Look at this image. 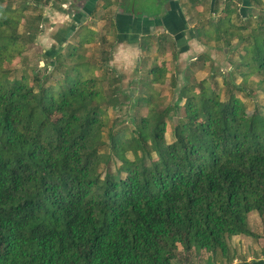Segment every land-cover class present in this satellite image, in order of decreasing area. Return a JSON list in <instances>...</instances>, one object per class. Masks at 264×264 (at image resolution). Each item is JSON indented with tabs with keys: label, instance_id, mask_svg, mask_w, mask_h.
I'll return each instance as SVG.
<instances>
[{
	"label": "trees",
	"instance_id": "trees-1",
	"mask_svg": "<svg viewBox=\"0 0 264 264\" xmlns=\"http://www.w3.org/2000/svg\"><path fill=\"white\" fill-rule=\"evenodd\" d=\"M227 1L217 24L195 34L227 45L239 37L244 54L235 69L245 83L259 75L264 93V16L248 17ZM37 2L0 0V264H174L179 247L220 253L232 264V238L258 239L249 216L264 218V115L237 95L246 89L225 78L220 89L213 75L194 83L186 76L177 103L162 108L154 86L165 85L168 62L153 63L137 80L147 92L136 99L107 64L108 95V77L85 75L87 63L67 65V57H79L71 46L73 53L47 61L42 77L17 79L11 65L42 25L39 15L20 32ZM234 14L247 35L234 28ZM95 35H78L80 46ZM120 95L138 109L129 138L126 130L114 133L108 116ZM114 159L116 173L108 169Z\"/></svg>",
	"mask_w": 264,
	"mask_h": 264
},
{
	"label": "rangeland",
	"instance_id": "rangeland-1",
	"mask_svg": "<svg viewBox=\"0 0 264 264\" xmlns=\"http://www.w3.org/2000/svg\"><path fill=\"white\" fill-rule=\"evenodd\" d=\"M10 1L13 2L14 7L22 6L25 2L28 1L38 4L37 0ZM38 1L41 5L39 6V9H37L35 6L27 9L26 15L29 19H26V22L23 21L20 32L22 34L26 33L33 18L39 15L43 17V20L41 22L42 25L39 32L35 33L36 37L34 41L29 44L24 57L22 59L16 60L11 65L14 76L17 79H20L22 75L25 74L33 78L36 72H38L41 77L43 76L47 61L48 63H53L51 61L52 57L48 58V60L46 61L45 50L50 48L53 34H55L56 31L59 30V39H63V41H65V38L68 36L67 39L71 43L70 45L72 47V50H76V54L81 56L79 61L77 58H72L71 61L68 59V63L65 60L67 65L70 67L76 62L87 63V68H81V71L85 75H94L103 79L105 76L108 77L107 82L103 83L102 86L106 89V93L108 95H111L112 89L111 87H109L111 75L108 72L107 64L110 63V59L113 57V54L115 52L114 43L120 42V39L118 40L117 36L113 34V22H111V20L113 21L114 17L113 11L103 8L96 9L92 16L93 21L89 22L88 25L90 27L100 29V31H98L99 34L97 33L99 36H96L97 42L92 44L91 46H76L75 48L72 43L76 40L79 33L72 35V32L70 33V28L71 21H73L72 16L77 12L83 11L82 6L79 5V3L81 2H78L76 0ZM167 1L169 0H122V3L124 2L122 7L124 10L130 11V9H132L134 4L136 3V10L134 9L136 12L135 15L140 20L141 17L143 20L145 18L156 20L162 16L163 12L169 10ZM194 1L196 4L191 3V8H194H190V12H194L195 16L191 18L190 23L194 25L195 28L193 30L196 33L200 32V29H203L204 32H206L207 30L209 31L211 29V24H217L218 20L224 14L222 11L225 10L226 4L228 3L227 0H217L216 7L214 8V1ZM231 5L233 6V8L234 6L238 7V9L247 8L246 15L248 17L251 15H257L258 17L264 16V0H260L259 4L252 3L248 7H245L240 0H234V2L233 0H231ZM239 13L241 12L237 10V14ZM237 14H234L233 16V22H236L234 28L237 30H241L243 36L247 35L250 32V28H248V30H243L245 23L242 20H237ZM78 24H80V22H78L77 25L74 26L76 27L78 26ZM252 25H254V22ZM51 26H53L54 28L56 27V30H51ZM82 31L86 32L87 27H82ZM162 35L155 36V39L161 42L163 47V44L165 43V50L167 53H173V46L172 44H170L171 40H169L167 36H165V34ZM199 40L201 45H197L195 47L192 46L190 50L191 55L197 53H200L199 56H203V54H209L208 56H210L209 59L212 63H204V61L200 59V61L194 63L196 64V68H193L194 70L192 72L191 70H187L186 75L184 74V77L182 71L185 69L186 65L188 66V64H190L189 61H187V57L185 58L186 61H178L177 63H175V71L174 64L173 66H171L170 63L171 61H175V57L171 55L167 57V53L164 54L161 51L157 52L158 54L161 53L162 55H159L158 60L155 63L168 60L169 68L171 69V74L168 76L165 85L154 86L155 91L157 93H160L158 102H160L161 107L164 108L168 105L172 106L177 103L180 93L178 92V89L181 87V85L184 84L186 78L185 76H189L190 80L194 83L195 81H202L205 79H208L209 82H211V76L213 75L215 76V83L219 85L220 89H224V78L226 80L234 82L238 86H243L246 89V94L238 93L237 95L239 97H242L250 112L257 107L264 115V93L262 87L259 85L261 77L259 75H253L245 83L243 82V77L240 72H237L235 69L236 65H239L240 63V57L244 54V51L241 48L242 44L239 41V37L231 39L229 45H227V42H208L205 36L202 38L200 37ZM61 45L62 43L59 42L58 46L61 47ZM195 48L196 52L194 51ZM60 50L64 51L65 55H68L70 52L73 53V51L68 48L63 50V48L61 47ZM188 57L190 56L188 55ZM148 64L152 65L153 63ZM149 65L145 69L143 65H138L137 68H133L132 66L133 70L132 72H127L128 76H121L122 87L128 92V94L133 97V99L142 97V93L144 94L147 92L145 88L138 86L137 80H139L140 78V80H143L147 76V73L149 71L148 69L151 67ZM52 67H49V73ZM115 71L117 74L121 75L119 70L116 69ZM137 71L139 75L138 77L136 76ZM244 71L247 72V70ZM139 72H142V74H139ZM174 73L176 74V76ZM61 75L62 71H60V73H57L55 77L59 78ZM219 91L223 96V99H225L227 91ZM119 102L121 103L119 106L110 107L108 109V116L112 119V121L110 122L111 124L113 123L114 133H125L126 130L127 137L129 138V133L134 129V127L133 124L128 121V119L130 118V115L132 113H136L138 109L132 108L129 104V101L125 99L124 95H120ZM183 103L184 102L180 104L181 108L183 107ZM146 112L147 109H144L142 111V113L144 114H146ZM178 120V117H175L174 119L168 121V132L166 134L167 143H172L174 141L173 130ZM104 136L107 140V130H105ZM127 156L129 159L134 161L135 157L133 156V154H128ZM120 166L121 162L118 159H114L110 163L108 169L110 172L116 173L117 168H119ZM249 226L257 235H259V238L253 239L247 236L232 238V240L230 241L231 250L235 253L234 257L236 258V260L232 264H249L253 263L254 260H264V218H261L257 213H252L249 216ZM174 264H227V261L222 258L220 253H218L216 256H213L207 252H199L197 250H192L191 252L187 253L183 250L182 247H179L177 259L175 260Z\"/></svg>",
	"mask_w": 264,
	"mask_h": 264
},
{
	"label": "crops",
	"instance_id": "crops-1",
	"mask_svg": "<svg viewBox=\"0 0 264 264\" xmlns=\"http://www.w3.org/2000/svg\"><path fill=\"white\" fill-rule=\"evenodd\" d=\"M76 1L81 2L79 3V5L82 6L83 11L77 12L72 16L73 21H71V28H70V33L72 32L71 33L72 35L79 33L78 35L81 36L84 35L87 31H91L97 34L98 31H100V29H96L88 25L89 22L93 21L92 16L96 11V9L103 8L113 11L114 17H113V21L111 20V22H113L112 24L114 30L113 34L117 36L118 40L120 39V42L114 43L115 52L113 54V57L110 59L111 64L110 63L109 64L113 70L116 69L119 70L121 74V75L118 74L119 76H123V77L128 76L127 72H132L133 70L132 66L133 68L134 67L137 68L138 65L140 66L143 65L145 69L149 65L148 63L151 64L155 63L158 60L159 55H162L161 53L158 54L157 53L158 51H161L164 54H166L167 52L165 50L166 49L165 43L163 44L164 45L163 47L162 43L155 39V36H160L162 34H165V36H167V38L171 40L170 44H172L173 46L172 49L173 53H167V57L170 55L175 57V61L170 62L171 66H173L174 64L175 71H176L175 63H177L178 61H186L185 58L187 57V61H189L190 63L188 64V66L186 65L185 69L182 71L183 77L184 74L186 75L187 70H191L192 72L194 70L193 68H196V64L194 63L200 61L202 57H204V63H209V61L205 62V60L210 58V56H208L209 54L208 55L203 54V56H199L200 53L193 55H191L190 53L192 46L195 47L197 45L199 46L201 45V43L199 42L200 40L197 38L195 34L196 32L193 30L195 28L194 25L190 23L191 18L195 16L194 12H190L191 5L196 4L194 0L167 1L169 10L163 12L162 16L156 20L151 18L148 19L145 18L143 20L142 17L140 20L135 15L136 14L135 10L134 11H132V9H130V11L124 10L120 0H76ZM78 22H80V24H78V26L75 27L74 25H77ZM82 27L83 28L87 27V31L86 32L82 31ZM52 29L56 30V27L54 28L53 26H51V30ZM58 31H56V33L53 34L50 48L45 50L46 61L48 60V58H51L53 55L55 56L58 54L65 55L64 51L60 50V48L62 47L63 50H65L69 46H71L70 45L71 43L69 42L68 39H66L65 41H63V39H59ZM98 34L95 35V42L91 44H87L84 47L91 46L92 44L96 43L97 42L96 36H99ZM59 42L62 43L61 47H59L60 45L58 46ZM174 42L176 43V46L174 45ZM72 44L73 46H75V48L76 46H80L79 36ZM194 51L196 52V48ZM188 55L190 57H188ZM80 57L81 56L77 58L78 61L80 60ZM205 57H207V59H205ZM53 59L54 58L52 57L51 61ZM68 59L71 61V58H66L65 60L68 62ZM163 62H168V60H165ZM140 73L142 74V72H139V74ZM170 74L171 72L169 73V75ZM136 76L137 77L139 76L138 71ZM239 237L241 236H236L233 238H239ZM249 264H264V260L263 259L254 260L253 263H249Z\"/></svg>",
	"mask_w": 264,
	"mask_h": 264
},
{
	"label": "flooded vegetation",
	"instance_id": "flooded-vegetation-1",
	"mask_svg": "<svg viewBox=\"0 0 264 264\" xmlns=\"http://www.w3.org/2000/svg\"><path fill=\"white\" fill-rule=\"evenodd\" d=\"M124 1H125V0H124ZM190 1H192V0H190ZM211 1L213 2L214 0H211ZM120 2H121V4L123 5L124 2L122 3V0H120ZM211 5H212V3H211ZM134 9L136 10V3L134 4L132 10H134Z\"/></svg>",
	"mask_w": 264,
	"mask_h": 264
},
{
	"label": "built area",
	"instance_id": "built-area-1",
	"mask_svg": "<svg viewBox=\"0 0 264 264\" xmlns=\"http://www.w3.org/2000/svg\"><path fill=\"white\" fill-rule=\"evenodd\" d=\"M44 65V64H43Z\"/></svg>",
	"mask_w": 264,
	"mask_h": 264
}]
</instances>
